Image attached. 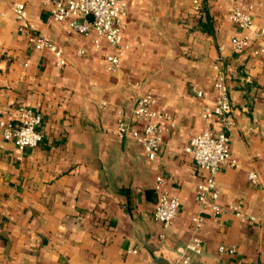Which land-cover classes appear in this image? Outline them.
<instances>
[{
    "label": "crops",
    "instance_id": "0c3cea01",
    "mask_svg": "<svg viewBox=\"0 0 264 264\" xmlns=\"http://www.w3.org/2000/svg\"><path fill=\"white\" fill-rule=\"evenodd\" d=\"M193 1H128L123 54L112 73L105 40L96 46L94 36L53 22L43 0H0V121L28 107L41 115L44 136L19 153L0 134V264H182L180 249L201 213L195 190L206 175L185 148L202 129L217 130L201 113L213 105L219 57L235 165L216 177L222 212L202 214L200 252L189 253L188 264H264V57L253 49L231 51L230 40L245 32L228 19L227 3L200 0L198 12ZM16 2L26 4L34 36L58 46L66 66H56L48 50H35L30 34L18 31ZM239 2L264 29V0ZM146 94L154 112L170 117L157 120L168 131L153 161L131 137L114 133L120 121L142 130L133 107ZM251 172L257 184L248 179ZM159 175L180 202L165 230L153 217ZM220 246L236 252L219 254Z\"/></svg>",
    "mask_w": 264,
    "mask_h": 264
},
{
    "label": "built area",
    "instance_id": "2783aa9c",
    "mask_svg": "<svg viewBox=\"0 0 264 264\" xmlns=\"http://www.w3.org/2000/svg\"><path fill=\"white\" fill-rule=\"evenodd\" d=\"M130 0H43L42 5L53 22H67L69 28L82 36H94V44L97 46L100 40H105L111 47L112 52L105 56L108 70L116 72L120 66V57L123 54L121 46V31L123 20L127 15V2ZM228 4L227 16L231 23L245 32L242 36L230 40V48L233 53L241 54L253 49V54L264 57V29H258L252 21L250 10L242 9L239 0H216ZM264 10V4L261 5ZM193 9L201 11L200 0L193 1ZM11 11L18 31L30 34V43L35 50H48L55 58L56 66H66V59L58 46L46 38L35 37L34 25L29 22L26 4L16 2L12 5ZM223 48L220 47V51ZM82 50L77 55L81 56ZM213 105L203 108L201 118L204 121L215 120L217 123L216 132L202 129L196 134L186 146L185 151L190 154L197 168L206 173L203 181L195 190L194 199L198 204L201 213L192 218V238L182 252V264H188L189 253H199L201 240L198 237L203 226V213L206 210L218 215L222 208L218 206V190L216 188V177L221 169L226 166H234L235 161L230 158V140L233 128L231 116V103L228 96L226 75L219 57L213 67ZM198 93V96H201ZM154 100L150 94L135 99L133 115L138 121L143 122L141 131L133 126L120 121L114 133L118 137H131L143 150L144 155L150 161L156 159L160 153L164 133L167 127L162 126L157 120L170 122L168 115H160L151 109ZM42 117L32 112L28 107H20L16 117L11 121H0V134L5 141L11 142L19 153L26 149L39 146L44 136L41 131ZM172 126V125H171ZM248 179L257 184V174L251 172ZM164 177H156L154 192L156 203L154 207V220L165 230L168 229L178 215L180 208L179 199L169 194L164 189ZM230 210L239 215V208L231 206ZM162 237V236H161ZM219 254H233L235 247L226 249L224 246L218 248Z\"/></svg>",
    "mask_w": 264,
    "mask_h": 264
}]
</instances>
